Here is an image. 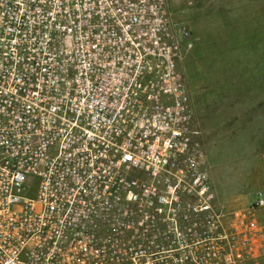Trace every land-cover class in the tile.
<instances>
[{
    "label": "built area",
    "instance_id": "1",
    "mask_svg": "<svg viewBox=\"0 0 264 264\" xmlns=\"http://www.w3.org/2000/svg\"><path fill=\"white\" fill-rule=\"evenodd\" d=\"M194 42L168 0H0V264H264V190L221 205L197 139Z\"/></svg>",
    "mask_w": 264,
    "mask_h": 264
},
{
    "label": "rangeland",
    "instance_id": "2",
    "mask_svg": "<svg viewBox=\"0 0 264 264\" xmlns=\"http://www.w3.org/2000/svg\"><path fill=\"white\" fill-rule=\"evenodd\" d=\"M168 4L194 35L182 69L218 201L242 207L264 190V0Z\"/></svg>",
    "mask_w": 264,
    "mask_h": 264
},
{
    "label": "crops",
    "instance_id": "3",
    "mask_svg": "<svg viewBox=\"0 0 264 264\" xmlns=\"http://www.w3.org/2000/svg\"><path fill=\"white\" fill-rule=\"evenodd\" d=\"M250 80L252 79V77L249 78ZM255 85V84H252L251 87ZM236 88V87H235ZM235 93H238L239 94V91H235ZM212 180V179H211ZM213 184V183H212Z\"/></svg>",
    "mask_w": 264,
    "mask_h": 264
}]
</instances>
